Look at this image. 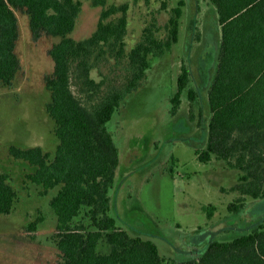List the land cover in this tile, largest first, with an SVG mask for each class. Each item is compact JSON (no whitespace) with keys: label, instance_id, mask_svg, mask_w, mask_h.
<instances>
[{"label":"trees","instance_id":"16d2710c","mask_svg":"<svg viewBox=\"0 0 264 264\" xmlns=\"http://www.w3.org/2000/svg\"><path fill=\"white\" fill-rule=\"evenodd\" d=\"M91 1L103 6L97 28L90 36L76 39L71 33L81 0H0V89L12 88L23 70L16 51L18 12L30 17L35 42L61 38L49 49L54 71L45 75L51 93L46 108L55 121L59 145L54 152L41 146H10L14 158L36 167L29 174L31 181L41 185L44 193L56 191L50 204L58 216V264H264V220L231 240L211 241L192 258L175 261L163 257L154 240L131 235L111 214L110 190L116 184L121 154L107 124L126 97L143 85L152 58L164 56L178 42L186 1L180 0L172 9L166 37L148 26L129 51L125 41L129 2L107 6V0ZM169 1L161 0L163 9H169ZM211 1L221 24L220 53L208 90L207 138L196 152L202 162L215 156L240 171L233 190L241 195L228 205L239 212L245 196L264 198V0ZM108 54L127 57L129 76L123 85L104 92L105 81L93 72ZM73 79L80 95L73 89ZM188 83L189 71L183 64L178 90L171 98L174 116ZM195 95L190 89L192 100ZM16 200L17 190L0 168V214H10ZM42 220L39 216L31 221L26 231L34 237ZM102 242L108 246L105 252L100 250Z\"/></svg>","mask_w":264,"mask_h":264},{"label":"rangeland","instance_id":"374dc122","mask_svg":"<svg viewBox=\"0 0 264 264\" xmlns=\"http://www.w3.org/2000/svg\"><path fill=\"white\" fill-rule=\"evenodd\" d=\"M81 1L71 33L76 39L96 30L103 9L91 0ZM179 1L170 0L169 9L162 8L161 0H107V6L130 4L125 36L129 51L148 26L153 25L159 37L168 35L167 24ZM185 1L178 42L164 56L152 58L143 85L126 97L107 124L121 154L116 184L110 190L111 214L131 235L154 240L160 254L175 261L192 258L211 241L231 240L264 220V198L247 195L239 212L229 210V203L241 195L233 190L239 181L238 169L215 156L208 162L198 158L196 148H202L207 138L208 90L218 67L220 34L210 9L206 12L210 22H205L202 8ZM18 15L16 51L23 70L12 88L0 89V168L17 190L13 211L0 214V264H58V216L50 204L56 191L44 193L41 185L31 181L29 174L36 167L14 158L10 146H41L54 152L59 145L55 121L46 108L51 93L45 75L54 71L49 49L61 38L35 42L30 17ZM183 64L189 71V83L174 116L171 98L178 90ZM93 73L105 81L104 92L123 85L129 76L128 59L108 54ZM73 89L80 95L74 79ZM190 89L196 92L194 100ZM39 216L43 220L33 237L25 228ZM82 219V215L77 218ZM100 250H108L105 242Z\"/></svg>","mask_w":264,"mask_h":264},{"label":"crops","instance_id":"0c3cea01","mask_svg":"<svg viewBox=\"0 0 264 264\" xmlns=\"http://www.w3.org/2000/svg\"><path fill=\"white\" fill-rule=\"evenodd\" d=\"M190 1H192V5H194L198 9L202 8V10L204 11V18H205L204 21L205 22H206V20H207V22L208 21L210 22V20L208 19V14L206 12H207L208 9L211 10L213 17H215V19L218 20L219 34H220V41H221V24H220V21H219L218 10H217V7L215 6V4L211 0H188V3H191ZM204 8H206V9H204Z\"/></svg>","mask_w":264,"mask_h":264}]
</instances>
